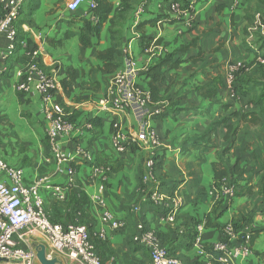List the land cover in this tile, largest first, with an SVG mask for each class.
I'll use <instances>...</instances> for the list:
<instances>
[{"label": "crops", "instance_id": "0c3cea01", "mask_svg": "<svg viewBox=\"0 0 264 264\" xmlns=\"http://www.w3.org/2000/svg\"><path fill=\"white\" fill-rule=\"evenodd\" d=\"M69 1L25 0L14 24L20 48L11 58L3 59L7 42L0 38V158L22 168L26 183L38 179L49 182L51 188L41 189L44 211L51 222L70 223L80 212L78 220L94 233L100 228V212L91 197L100 194L105 199L124 227L106 228L105 240L94 239L102 264H150L148 252L132 241L139 223L155 231L167 251L185 264H217L210 251L202 257L195 251L196 226L204 227V242L212 244L220 240L222 227L235 223L239 231L253 236L252 255L235 264H264V114L253 104L259 90L242 83L264 80V65L257 63L264 48L255 54L246 47L250 46L247 40L254 15L264 13V0H107L112 10L102 23L91 10V0H84L76 12L67 10ZM141 2L145 14L135 23L131 11ZM174 3L181 10L193 6L190 28L185 24L189 16H176L171 11ZM119 9L124 10V19L116 27L119 67L107 73L98 53L111 47L110 19ZM153 40L166 47L164 58L169 60L154 83L150 105L151 110L162 109L164 115L152 116L149 124L160 141L157 152L162 164L156 170L160 192L165 196L177 192L181 198L182 208L173 225L165 223L157 206L141 193L148 150L132 147L116 155L110 146L114 123L132 127L129 111L115 116L95 109V104L108 96L113 78L122 69L123 51H129L137 64L143 65L144 49ZM35 49L40 53L41 70L56 75L59 88L54 98L67 118L71 116L78 123L95 119L94 128L82 135L75 131L61 135V151L72 157L76 147L89 151L96 165L110 169L105 183L89 179L88 166L76 160L71 164L73 186H68L67 166L56 165L47 145L48 121L42 118L41 96L33 89L28 94L15 90L14 71L27 67V53ZM174 62L179 64L172 68ZM238 63L248 71L235 76L230 85L226 67ZM236 88H241V93ZM250 112L255 113V122L241 121L238 115ZM218 121L225 124L200 139ZM217 160L229 169L238 168L239 174L231 178L237 194L231 201L214 194L230 183L215 181L212 164ZM54 187L63 189V199ZM32 242L46 246L40 236Z\"/></svg>", "mask_w": 264, "mask_h": 264}, {"label": "built area", "instance_id": "2783aa9c", "mask_svg": "<svg viewBox=\"0 0 264 264\" xmlns=\"http://www.w3.org/2000/svg\"><path fill=\"white\" fill-rule=\"evenodd\" d=\"M25 0H0V38L7 42L6 53L3 59L11 58L17 48V30L15 22ZM84 3V0H70L66 8L69 12H76ZM97 7L96 0H91V10ZM192 5L181 10L174 3L171 11L176 16H189ZM144 3H140L133 13V21L138 23L144 16ZM193 19L188 17L185 23L188 28L192 26ZM255 36L264 38V20L259 13L254 15L249 27L248 44L253 46ZM22 46H26L21 44ZM256 49V48H255ZM167 50L156 40L150 42L144 49L146 59L143 65H138L129 51L122 53V69L113 78L108 90V96L99 100L95 105L98 113H110L120 116L129 111L133 122L132 127L124 128L114 123L110 134V146L116 155H122L129 148H146L149 152L144 163V173L141 179L143 185L141 193L146 201L157 206L162 211V220L173 225L179 210L182 208L181 198L177 192L170 196L163 195L155 177V158L160 141L150 123L152 116L162 114V109H150L151 92L146 87L144 74L155 60L162 58ZM30 59L24 70H15L17 78L15 90L28 94L33 89L43 100L44 120L48 121L45 129V137L52 158L59 167L67 166L69 176L68 186H73L75 173L71 164L80 160L89 167V179L97 180L103 184L107 181L110 169L108 166H98L93 163L92 155L84 148L76 147L74 156L65 155L59 146L61 135H82L90 130L89 123L77 125L70 122L65 115L62 105L56 101L54 95L59 88L55 73H47L40 68V53L38 49L27 53ZM257 63L263 65L264 60L257 58ZM248 71L242 64H230L226 67L227 81L230 85L235 80L237 73ZM159 154V153H158ZM90 165V166H89ZM225 182V181H224ZM41 188H51L48 181L34 180L26 183L22 168H15L0 158V264H39L36 258V248L39 244L32 242L35 236H40L45 241V256L48 260L57 259L62 264H102L96 253L93 239L105 240L106 228L117 230L124 227V222L116 219L108 209L105 199L92 196L91 200L99 209L100 228L90 233L86 225L80 223L81 216L77 212L74 221L67 224L53 223L44 211V202L40 196ZM59 199H63V189L54 187ZM216 197L234 198V188L224 183L219 189L214 190ZM137 210V208H133ZM197 234L193 240V247L199 257L205 252L218 254V264H235L237 261H246L252 255L250 233L237 231L232 225L223 228L226 242L219 241L209 246V251L202 240L203 226L196 227ZM136 235L132 241L142 247L150 256V264H185L180 259L171 255L161 244L157 233L144 224L136 225ZM200 264H211L210 262Z\"/></svg>", "mask_w": 264, "mask_h": 264}, {"label": "trees", "instance_id": "16d2710c", "mask_svg": "<svg viewBox=\"0 0 264 264\" xmlns=\"http://www.w3.org/2000/svg\"><path fill=\"white\" fill-rule=\"evenodd\" d=\"M139 4H137V6ZM136 7L133 8V11H131L132 18H133V13H134ZM111 10H112L111 9V5L107 3V0H99V1H97V7L93 10V12L99 15L100 22L102 23L105 20H107V15L111 12ZM123 11L124 10H120V9L117 10L115 16L112 19H110L109 33H110V37H111V47L108 50H106V51H103V52L98 53V58L101 61H103V68H102V70L105 71V72H107V73H112L113 71H115L119 67V63L117 61V58L120 55V49H119V43H118V40H117L116 27L119 24V21L124 19V16L122 14ZM259 13H261L260 14L261 17H262V15L264 16V13L263 12L259 11ZM263 18L264 17H262V19ZM16 38H17V36H16ZM253 44H254V46H255L256 49L255 48H251V46H248V45L246 47L249 48V50H251L253 53L258 54V52L261 51L264 48V38H262L260 36H256V39L253 41ZM19 48L20 47L17 45V48H16L15 53L18 51ZM260 56L264 60V53L261 54ZM164 57L165 56H163L162 58L158 59L157 61L155 60V62L151 66H149L147 72L144 74V81H145V83L148 82V80H149L148 89L151 92V98H152V95H153L152 93L154 91V83L157 82V81H159L161 67L164 66V65L169 64V60H165ZM120 59H121V56H120ZM178 64H179V62H174V63L170 64V66L172 68H175V67L178 66ZM259 65H261V64H259ZM263 65H261V66H263ZM242 72H247V71H241V72L237 73L236 74V77L239 76ZM72 78H73V76L72 75H69V79L72 80ZM242 83H244V84L246 83V85L250 89H254V90L257 89V90H259V94L255 95V97L253 99V104L255 106L259 107L261 113L264 114V80L263 81H260V82H258V81H254V82H250V81L247 82V81H245L244 82L243 81ZM66 86H67L66 85V80H64L62 82V87L65 89ZM236 90H237V92H240L241 93V88H236ZM20 94H23V93H20ZM237 113L238 112H234V115H237ZM163 115H164V112L162 111V114H160V115H158L156 117H162ZM238 116L241 119V121H243V122L244 121H247L249 123H254L255 122V120H254L255 119V113L254 112H252V113L250 112V113H247L245 115H238ZM246 117H250V118L247 119ZM68 120L70 122L76 123L77 125H81V124L87 122V123H89L92 126V128H94V126H95V123H94L95 122V119H89V120H87L85 122L78 123V122H75L72 119L71 116H69L68 117ZM222 123L225 124V122H222V121L221 122L218 121V122L212 124L211 128H208L202 134V137L200 139L207 138V137L211 136L213 134V132L215 131V128L218 125L222 124ZM227 129H228V132L229 133H231L232 135H235V132H232L231 128L227 127ZM161 157L162 156L157 153V157L155 158V161H156V163H155V177H156V179H157L156 170H158L159 167H160V165L162 164ZM93 163H95V162L93 161ZM212 167H213V171H214L215 181L218 183L221 180L225 179L226 182H228V183L230 182L229 183V186H232L234 188V195L236 197V195H237L236 194V187L233 186L234 182H233V184H231V178H233L234 176H236V175L239 174L238 168H236V166H233L232 169H229L224 164V162L223 161H220V160H217L216 162H214L212 164ZM88 169H89V167H88ZM159 190H160V187H159ZM234 198H226V197H223L222 200L231 201ZM158 210H159V208H158ZM159 212L162 213V211H160V210H159ZM53 223H57V222H53ZM232 226H233V228L235 230L239 231V229H237L238 227L236 226L235 223H232ZM224 227H222L221 230H220L221 238H220L219 241L226 242L227 239L223 235V228ZM203 229H204V227H203ZM196 234H197V229L195 230L194 238H195ZM202 240H203V243L206 246V250L209 251V246L211 245V243L210 244L205 243L203 236H202ZM219 241H217V242H219ZM252 241H253V236H252V240H251V246H252ZM93 242H94V239H93ZM94 244H95V242H94ZM212 244H214V243H212ZM211 254L214 255L215 258H217V256H218V254H215V253H211Z\"/></svg>", "mask_w": 264, "mask_h": 264}, {"label": "water", "instance_id": "95a60500", "mask_svg": "<svg viewBox=\"0 0 264 264\" xmlns=\"http://www.w3.org/2000/svg\"><path fill=\"white\" fill-rule=\"evenodd\" d=\"M45 246L44 245H38L36 248V258L39 264H62L61 261L57 259L48 260L45 256Z\"/></svg>", "mask_w": 264, "mask_h": 264}, {"label": "rangeland", "instance_id": "374dc122", "mask_svg": "<svg viewBox=\"0 0 264 264\" xmlns=\"http://www.w3.org/2000/svg\"><path fill=\"white\" fill-rule=\"evenodd\" d=\"M166 55V54H165ZM164 55V56H165ZM226 79H227V72H226ZM37 117H39V118H41V115L40 116H37ZM42 118H44V115L42 114ZM18 125L16 124V127H17ZM43 192H44V190L43 189H41L40 190V196L42 197V199H44L45 198V194H43Z\"/></svg>", "mask_w": 264, "mask_h": 264}]
</instances>
